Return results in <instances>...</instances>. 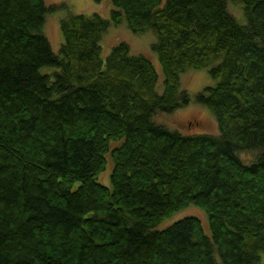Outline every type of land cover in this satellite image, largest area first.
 Instances as JSON below:
<instances>
[{
  "label": "trees",
  "instance_id": "trees-1",
  "mask_svg": "<svg viewBox=\"0 0 264 264\" xmlns=\"http://www.w3.org/2000/svg\"><path fill=\"white\" fill-rule=\"evenodd\" d=\"M111 1V19H62L55 53L42 32L53 6L0 0V264H262L264 0H232L246 24L228 0ZM123 18L157 34L162 92L153 61L127 42L102 58ZM190 67L218 80L195 99L219 134L154 120L191 102ZM247 150L258 152L249 164ZM109 156L111 187L97 179ZM190 204L210 233L195 216L156 229Z\"/></svg>",
  "mask_w": 264,
  "mask_h": 264
},
{
  "label": "rangeland",
  "instance_id": "rangeland-1",
  "mask_svg": "<svg viewBox=\"0 0 264 264\" xmlns=\"http://www.w3.org/2000/svg\"><path fill=\"white\" fill-rule=\"evenodd\" d=\"M47 7H54L46 12L42 32L47 37L52 50L59 53L64 42V36L61 31V21L70 14L92 15L98 13L105 18L111 19L112 10L115 8L111 0H44ZM228 8L242 24L247 23L242 6L232 0H228ZM157 34L153 29L142 32H134L128 25L126 18L119 24L112 23L108 30L103 34L101 40V56L106 59L113 46L120 42H127L130 46L131 54H142L150 58L155 64L159 81L157 90L162 92L164 89V73L159 61L157 52L153 49V44L157 41ZM217 62H214L215 64ZM212 64V65H213ZM42 73L51 72L53 68L43 67ZM217 79L210 74V67L194 68L190 67L181 73V89L187 90L191 96V102L173 112H160L154 117L157 123L164 124L172 130H178L183 134L210 133L219 134L220 129L215 114L211 109L198 102L196 94L203 91L208 86H214ZM115 145L114 143L112 144ZM258 152L253 150L241 151L239 156L247 164L252 163ZM114 166L113 159L107 158L106 168L101 171L97 179L107 187L112 186L111 174ZM195 216L202 222L206 233H210L209 215L207 211L195 204H190L170 217L163 219L156 229H164L172 225L177 220L186 217ZM264 264V255L262 257Z\"/></svg>",
  "mask_w": 264,
  "mask_h": 264
}]
</instances>
